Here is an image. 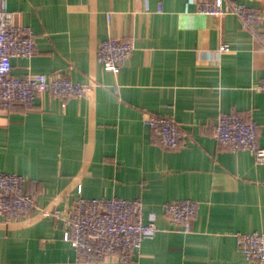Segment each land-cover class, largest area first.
Masks as SVG:
<instances>
[{
    "label": "crops",
    "instance_id": "1",
    "mask_svg": "<svg viewBox=\"0 0 264 264\" xmlns=\"http://www.w3.org/2000/svg\"><path fill=\"white\" fill-rule=\"evenodd\" d=\"M203 1L211 0H7L36 44L32 58L12 59V75L62 73L94 87L65 100L44 92L0 113V172L22 175L36 203L25 218L0 217V264H76L62 218L44 213L112 197L140 199L157 225L132 264H258L236 235L264 231V163L220 148L210 129L235 112L256 123L264 147V91L255 89L264 53L235 15L200 13ZM242 1L262 15L254 30L264 35V0ZM129 37L127 63L104 71L98 45ZM146 114L172 117L187 143L155 142ZM185 199L199 205L189 232L164 210Z\"/></svg>",
    "mask_w": 264,
    "mask_h": 264
},
{
    "label": "built area",
    "instance_id": "2",
    "mask_svg": "<svg viewBox=\"0 0 264 264\" xmlns=\"http://www.w3.org/2000/svg\"><path fill=\"white\" fill-rule=\"evenodd\" d=\"M198 11L216 17L235 15L244 29L259 38L264 53V35L258 36L254 30L262 15L242 0L203 1L198 3ZM228 50L227 44L218 49L220 52ZM35 51L31 29L18 22L17 13L8 9L7 0H0V113L16 104L30 107L44 92L65 100L84 97L94 87V84L74 82L62 73L12 75V59H30ZM133 51V38H108L98 45L96 59L104 71L117 75ZM255 89L264 91V79ZM144 122L153 140L166 148L178 149L187 143V134L172 117L146 114ZM210 131L220 148L233 153L249 151L257 163H264V147L258 142L257 125L252 120L235 112L223 113ZM25 184L22 175L0 172V217L7 221L18 220L36 209ZM198 207V203L190 199L173 200L165 203L164 210L183 232H189ZM44 215L62 218L65 238L76 252V264H102L112 259L118 264H132L142 241L158 230L153 217L145 218L142 201L138 198H79L62 214L54 211ZM236 246L247 260L264 264V231L237 234Z\"/></svg>",
    "mask_w": 264,
    "mask_h": 264
}]
</instances>
